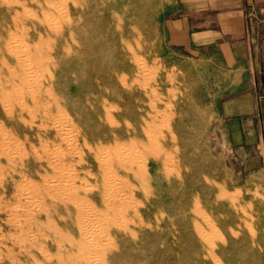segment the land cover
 Wrapping results in <instances>:
<instances>
[{
  "label": "rangeland",
  "instance_id": "obj_1",
  "mask_svg": "<svg viewBox=\"0 0 264 264\" xmlns=\"http://www.w3.org/2000/svg\"><path fill=\"white\" fill-rule=\"evenodd\" d=\"M169 2L0 0V264H264V6L226 67L169 47Z\"/></svg>",
  "mask_w": 264,
  "mask_h": 264
},
{
  "label": "crops",
  "instance_id": "obj_2",
  "mask_svg": "<svg viewBox=\"0 0 264 264\" xmlns=\"http://www.w3.org/2000/svg\"><path fill=\"white\" fill-rule=\"evenodd\" d=\"M261 6L264 0H170L162 21L163 35L175 51L204 57L218 54L226 67H234L256 54V48L249 47L248 37L259 32L249 12ZM252 102L251 93L241 92L220 106L223 138L238 158L243 150L250 149L248 144L255 133ZM249 161H243L244 167Z\"/></svg>",
  "mask_w": 264,
  "mask_h": 264
},
{
  "label": "built area",
  "instance_id": "obj_3",
  "mask_svg": "<svg viewBox=\"0 0 264 264\" xmlns=\"http://www.w3.org/2000/svg\"><path fill=\"white\" fill-rule=\"evenodd\" d=\"M259 11H260V12H262V11H263V9H259Z\"/></svg>",
  "mask_w": 264,
  "mask_h": 264
},
{
  "label": "bare ground",
  "instance_id": "obj_4",
  "mask_svg": "<svg viewBox=\"0 0 264 264\" xmlns=\"http://www.w3.org/2000/svg\"><path fill=\"white\" fill-rule=\"evenodd\" d=\"M120 75V74H119Z\"/></svg>",
  "mask_w": 264,
  "mask_h": 264
}]
</instances>
